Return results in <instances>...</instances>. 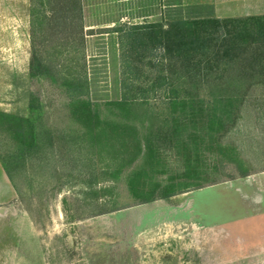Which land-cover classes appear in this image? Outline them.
<instances>
[{
  "label": "rangeland",
  "instance_id": "rangeland-1",
  "mask_svg": "<svg viewBox=\"0 0 264 264\" xmlns=\"http://www.w3.org/2000/svg\"><path fill=\"white\" fill-rule=\"evenodd\" d=\"M74 4L55 0L57 28L47 43L72 44L58 63L86 81L84 94L69 91L62 72L57 81L30 79V27H19L30 22V0H0V112L30 118L37 135L36 148L17 157L18 143L0 130V155L8 162L15 156L12 164L18 165L15 188L0 165V209H6L0 216V264H264V73L254 78L245 55L203 81L179 80L180 61L160 59L154 66L148 53L122 46L118 34L113 43H91L88 36L103 32L86 31L84 12ZM127 61L137 67L133 74L126 73ZM160 76H169L182 96L190 94L204 107L220 94L242 100L235 126L221 142L236 148L252 175L231 181L232 168L204 152L197 165L202 189L148 204L134 197L130 181L136 174H145L149 192L186 170V151L170 140L164 91L152 90ZM124 79L135 94L125 109L114 105L123 99ZM234 80L240 85H231ZM32 95L39 109L30 110ZM84 100L92 103L99 126L87 129L75 114ZM150 138L158 166L148 160ZM248 198L263 203L248 206Z\"/></svg>",
  "mask_w": 264,
  "mask_h": 264
},
{
  "label": "trees",
  "instance_id": "trees-1",
  "mask_svg": "<svg viewBox=\"0 0 264 264\" xmlns=\"http://www.w3.org/2000/svg\"><path fill=\"white\" fill-rule=\"evenodd\" d=\"M54 2L55 0H30L29 76L31 80L50 78L57 81L56 75L62 72L63 85L69 91L84 94L88 88L86 81L69 75L67 73L70 71L69 66L62 68L58 63L59 59L63 60L69 54L68 49H72V44L68 42L69 40L61 45L47 43L50 33L57 28L53 27L56 26ZM73 2L75 8L82 14V0ZM74 11L75 9L70 13ZM63 21L69 22L67 15L63 17ZM111 31L118 34L122 46H131V50L139 52L141 56L148 53L154 59V66L160 59L180 61L184 76L178 79H184L185 82L188 79L196 81L202 77L203 81L208 72L220 69L221 66L230 69L245 55L246 67L256 73L254 78L264 73V15L222 19L214 16L170 18L151 24L120 26ZM81 39L83 40V37ZM124 64L126 73L133 74L137 70V67L128 61ZM171 71L172 68L170 73ZM248 75L246 73V86L251 85ZM239 83V80H234L231 85L238 86ZM123 84V99L121 102H114V105L125 109L135 94L134 86L128 84L127 80L124 79ZM176 87L169 76H160L153 83L152 90L154 93L164 91V101L169 104L172 114L170 140L175 141L186 151V170L182 175L168 177L165 184L155 183L149 192H145L146 186L143 182L145 174H136L130 181V189L142 204L169 200L177 195L202 189L203 186L197 182L202 175L197 165L204 152L215 153L224 169L232 168L235 174L228 175L231 181L252 175L246 163L239 157L236 148L224 146L221 142L224 132L235 126L242 100L237 96L220 94L214 97L208 107H204L203 101L196 100L190 94L182 96ZM76 105L78 106L75 107V114L85 128L99 126L98 114L90 101H78ZM36 109H39V98L32 95L30 110ZM189 129L193 132L188 133ZM0 130L10 134L18 143L17 157L24 156L37 146L35 125L30 118L0 112ZM184 134H187L185 140ZM146 142L149 163L158 166L161 161L152 138ZM14 157L8 162V158L0 155V165L15 188L13 172L18 165H13ZM216 183L213 182L212 185Z\"/></svg>",
  "mask_w": 264,
  "mask_h": 264
},
{
  "label": "crops",
  "instance_id": "crops-1",
  "mask_svg": "<svg viewBox=\"0 0 264 264\" xmlns=\"http://www.w3.org/2000/svg\"><path fill=\"white\" fill-rule=\"evenodd\" d=\"M82 5L85 30L103 32L95 35L98 39L88 36L91 43L118 41L117 33L106 32L122 25L151 24L190 16L222 19L264 15V0H82ZM28 25L30 27L29 20L19 27L28 32ZM25 34L24 44L29 38L28 33ZM246 202L248 206L263 203L251 198Z\"/></svg>",
  "mask_w": 264,
  "mask_h": 264
},
{
  "label": "water",
  "instance_id": "water-1",
  "mask_svg": "<svg viewBox=\"0 0 264 264\" xmlns=\"http://www.w3.org/2000/svg\"><path fill=\"white\" fill-rule=\"evenodd\" d=\"M6 213V209L1 208L0 209V216H3Z\"/></svg>",
  "mask_w": 264,
  "mask_h": 264
}]
</instances>
